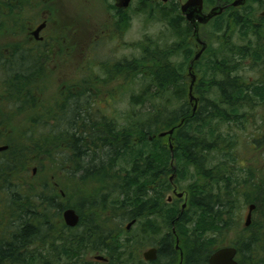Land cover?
Here are the masks:
<instances>
[{
  "label": "trees",
  "instance_id": "16d2710c",
  "mask_svg": "<svg viewBox=\"0 0 264 264\" xmlns=\"http://www.w3.org/2000/svg\"><path fill=\"white\" fill-rule=\"evenodd\" d=\"M26 1L0 0V25L8 12L16 17L18 11L15 28L23 27L19 15L26 14ZM244 7V15H229L218 32L238 29L245 44L233 49L220 38V48L209 51L207 69L194 87L196 112L186 65L172 63L165 43H145L141 58L114 67L127 86L140 87L129 96L122 120L105 111L94 115L95 91L88 79L82 92H68L59 107L63 118L55 117L50 101L35 98L49 75L38 63L32 66L25 53L30 50L14 44L11 59L0 45V145L8 147L0 188L9 196L8 205L0 206V231L8 232L0 235V264H91L85 258L99 253L107 254V262L92 264H209L223 247L236 248L240 264H264V176L256 178L242 165L239 152L240 146L246 153L262 143L247 139L242 145L240 138L252 113L264 112V23L247 10L248 1ZM169 17L163 10L168 26ZM246 70L258 77L243 76ZM13 82L18 86L11 87ZM38 103L44 118L24 131L9 124L17 117L12 108L36 113ZM230 126L241 135L232 133L235 127L226 132ZM170 130L172 136L159 137ZM46 160L67 180L66 191L60 181L24 177L32 166L41 171ZM180 182L187 183L184 209L178 197L167 199ZM251 205L256 210L247 228L243 213ZM70 208L80 215L76 228L63 219ZM134 221L132 228L140 226V232L122 241ZM144 236H161L156 261L141 256Z\"/></svg>",
  "mask_w": 264,
  "mask_h": 264
},
{
  "label": "rangeland",
  "instance_id": "374dc122",
  "mask_svg": "<svg viewBox=\"0 0 264 264\" xmlns=\"http://www.w3.org/2000/svg\"><path fill=\"white\" fill-rule=\"evenodd\" d=\"M229 1L233 2L234 0ZM150 2L143 4L142 0L134 1L128 12L126 26L120 30L116 29V26L113 25V0H45V2L44 0H31L29 3L26 2L27 6L31 8L28 14L20 13L19 15L23 19V27L15 28L17 25L15 20H20L17 17L18 11L13 12L16 17L10 16L9 12L8 14L6 13V19L0 25V45L6 47V49L2 48V50L6 56L10 57L12 56L10 47L13 44H25L26 48H28L29 44L26 42L29 40L31 32V30L29 31V28L32 27L30 23L36 22V25L39 24L44 4L47 8H53L54 13L50 11L46 12L55 14L54 17L57 20L58 18L60 19L61 36L74 41L77 45L73 54H67L66 48H54L48 47L47 45H35L32 48H28L30 50L29 52L26 49V57L31 58L32 66L34 67L38 63L45 70V75H49L48 79L43 83L44 92L35 95L37 96L35 97L37 102H48L49 104L50 101V106L53 107L52 110L55 117L62 116L61 118H63V115L59 112V107H62L63 103H65L68 91H70L62 90L63 86L66 88L75 86L77 88L75 92H82L84 88H87L85 81L88 79L91 82L89 85L91 88L96 85V90L93 95L96 100V106L92 107L94 115L97 113L101 115L103 114L102 111H105L108 116L112 117V115H116L122 120V116L130 108L129 96L131 93L139 92L140 87L138 85H135L133 88L127 86V83L122 81L124 77L121 78L113 74L114 67L120 62L133 61L141 58L143 50L147 49L146 47H142L145 43L150 45H155L156 43L163 45L165 43L170 46V35L167 30V24L162 19L161 21L157 17H154L152 11L154 7ZM247 10L253 13L256 19H262L264 23V0H248ZM239 14L244 15V10L239 11ZM229 15L231 14L224 16L223 22L225 24H229L230 22ZM9 18H14V22H8ZM213 33L216 39H214L210 48L212 53L220 48L222 41L220 38L223 39V44L227 40L228 47L233 49L242 47L245 44L241 39L239 30L233 27L228 28L227 31L223 29L221 32L214 31ZM50 34L51 32L48 31V35ZM15 56H12L11 59H15ZM257 74L253 70L251 72L246 70L242 75L247 78L256 79L258 77ZM93 77L96 79V83ZM201 77L202 74L198 80ZM36 82L38 83V80ZM16 86L18 85L14 84V82L11 84V87ZM84 92L87 95V91ZM38 105L40 109L38 108L36 113L26 108L20 110L17 106L14 108L11 107L13 110L17 109V117H12V122L8 121L9 124L13 125V123H16V125L21 126L17 128L23 129L22 131L29 125L32 126L34 119L39 120L44 118L42 106L39 103ZM252 117L253 122L248 127V131L242 134L243 138H240L241 143L243 145V142L245 143L247 139H260L262 143L259 146H254L253 150H248L246 153L245 149H242L240 146L239 152L242 155V165L249 167L254 172V176L258 178L259 176H264V112L258 109L252 113ZM29 119L30 123L28 122ZM233 127L235 126H230L229 129L225 128L226 132L228 130L231 131ZM232 133L238 134V128L235 127ZM3 158L2 152L0 153V163H2ZM32 170H34V174H31ZM41 173L43 174L41 175ZM239 176H241L240 173ZM24 177L29 182H35V179H40V181L54 179L56 182L60 181V184L64 187L62 189L59 187L60 190L66 191V187L68 188L65 183L67 180L62 177L59 171L55 170L53 163L47 160L44 162L41 171H38V166H32L31 170L24 173ZM172 177L173 175L170 179ZM186 186V182H180L178 188L175 189H177L178 193L184 194ZM79 189L80 185L76 186V190L79 191ZM0 191V206H6L8 205L9 196L3 189L0 188ZM176 198V195L172 191L167 196L169 202L176 200ZM186 200L185 195L180 199L179 204L183 209L185 206L187 207ZM67 201L71 204L70 200L67 199ZM248 208L246 207L243 213L244 221L248 215ZM6 215L8 216V214ZM1 229L3 231V227ZM6 229L10 231L8 227H5ZM2 231H0V235L1 233L8 234V232ZM137 232H140V226H134L130 232H123L121 240L130 239L136 236ZM160 238L161 236L141 237L139 243L142 242V258L144 252L153 247L157 248ZM141 245L139 244V247ZM106 255V253L89 255L85 258V261L92 264L97 262L94 259L95 256L106 257Z\"/></svg>",
  "mask_w": 264,
  "mask_h": 264
},
{
  "label": "flooded vegetation",
  "instance_id": "af4514ba",
  "mask_svg": "<svg viewBox=\"0 0 264 264\" xmlns=\"http://www.w3.org/2000/svg\"><path fill=\"white\" fill-rule=\"evenodd\" d=\"M134 1L136 0H132L130 5L125 8L122 7L121 0H113L112 9L114 11V15L112 17L113 25L116 26V29L122 30V28L126 26L128 12ZM149 1H151L150 4L154 7L152 9L154 17H157L159 20H161L162 11L165 9L169 10L170 25H167V30L170 35V48L172 49L171 60L174 65L180 63V61L186 65L185 74L190 81L189 95L191 87H193L194 95L195 84L198 81L199 76L201 74L203 75L207 69L208 53L214 39H216V37L213 36V32L219 31L218 28L220 24L223 23V16L225 14H239V11L243 10L245 7H232V3L235 0L233 2H230L229 0H199L195 1L193 5L184 13L183 7L189 2V0H142L143 4H148ZM26 2L29 3L31 0H27ZM218 7L224 8L223 14L212 18L208 23H204L202 21L204 16L209 15L215 8ZM30 9V7L26 9V14H28ZM42 9L43 13L40 16L41 19L39 24L36 25V22H31L30 25L32 27H28L29 31L31 30L29 40L26 42L29 44L28 48H32L35 45H47L48 47L54 48H66L67 54H73L77 44H75L74 41L65 39L61 36L62 30L60 19L58 18L57 20L54 17L55 14H52L55 12L53 8H47L44 4ZM46 11H50L52 13ZM188 14H192L191 19H188ZM58 25H60V27H58ZM40 27H42L41 31L36 34ZM48 31L51 32L50 35H48ZM202 51L203 53L200 58L196 60L197 55ZM93 80L96 83V79H94V77ZM62 90H70L68 92L75 93L77 88L75 86L67 88L63 86ZM91 90L94 92L96 90V85Z\"/></svg>",
  "mask_w": 264,
  "mask_h": 264
},
{
  "label": "water",
  "instance_id": "95a60500",
  "mask_svg": "<svg viewBox=\"0 0 264 264\" xmlns=\"http://www.w3.org/2000/svg\"><path fill=\"white\" fill-rule=\"evenodd\" d=\"M121 1H122V7L127 8L130 5L132 0H121ZM164 1H167V0H164ZM195 1H199V0H189V2L183 7V12L185 13L187 11V9L190 8ZM246 2H247V0H235L232 3V7H234V8L244 7ZM223 12H224L223 7L215 8L209 15L204 16L202 21L204 23H208L212 18L219 16V15H222ZM191 16H192V14H188L187 15L188 19H191ZM263 16H264V14H263ZM41 29H42V27L39 28V30L36 32V34L39 33L41 31ZM203 51L197 55L196 60H198L200 58ZM190 101L192 103L194 102V112H196V110L198 108V101H197L196 97L193 95V87H191V91H190ZM173 134H174V130H170L168 132L161 133L159 135V137L161 138V137H165V136H172ZM171 149H173L172 146H171ZM7 150H8L7 146H0V153L6 152ZM174 181H175V175H173V177L170 179V182L172 184H174ZM174 194L179 199L184 197V194L178 193L177 189L174 190ZM170 201H171V199H170ZM255 210H256L255 205H251L249 207L248 215H247L246 220H245V227L248 228L252 225L253 212ZM63 219H64L65 224L69 228H76L80 224V220H81L80 216L78 215L76 210L72 209V208L64 211ZM134 224H135V222L130 223L128 225L127 229L130 230ZM176 248L178 250L180 248L179 241H177V247ZM237 255H238V251L236 248H234V247H223V248L215 251L210 256L208 262H209V264H240L239 261L237 260ZM181 257H183V254H181ZM143 258L146 262L156 261L158 259V249L155 247L149 249L148 251L143 253ZM94 259H95V261L107 262V259L103 256H95Z\"/></svg>",
  "mask_w": 264,
  "mask_h": 264
},
{
  "label": "bare ground",
  "instance_id": "6f19581e",
  "mask_svg": "<svg viewBox=\"0 0 264 264\" xmlns=\"http://www.w3.org/2000/svg\"><path fill=\"white\" fill-rule=\"evenodd\" d=\"M173 170H174V169H173ZM176 174H177V173H176ZM176 174H175V175H176ZM172 175H173V174H172ZM8 186H9V185H8ZM134 222H135V221H134ZM157 249H158V248H157ZM158 252H159V251H158Z\"/></svg>",
  "mask_w": 264,
  "mask_h": 264
}]
</instances>
